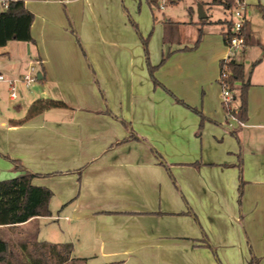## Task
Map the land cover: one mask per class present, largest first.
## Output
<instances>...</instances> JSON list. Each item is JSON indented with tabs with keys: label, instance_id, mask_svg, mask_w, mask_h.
<instances>
[{
	"label": "crops",
	"instance_id": "crops-1",
	"mask_svg": "<svg viewBox=\"0 0 264 264\" xmlns=\"http://www.w3.org/2000/svg\"><path fill=\"white\" fill-rule=\"evenodd\" d=\"M182 1L25 0L32 41L0 47V73L34 65L36 99L65 104L25 120L35 99L12 105L0 83V180L22 173L14 161L39 174L51 216L19 226L62 221L61 239L40 241L101 255L88 264H264V57L240 125L218 82L231 11L164 12ZM251 6L249 44L232 55L245 78L264 45V2Z\"/></svg>",
	"mask_w": 264,
	"mask_h": 264
},
{
	"label": "trees",
	"instance_id": "trees-1",
	"mask_svg": "<svg viewBox=\"0 0 264 264\" xmlns=\"http://www.w3.org/2000/svg\"><path fill=\"white\" fill-rule=\"evenodd\" d=\"M149 5H156V0H147ZM25 0H13L9 3L5 11L0 12V47L6 45L8 41H32L31 24L34 15L26 9ZM221 2L226 9H231L235 0H213V3ZM262 18L264 19V6H261ZM232 23H227V31L223 34L224 43L227 44L233 36L231 31ZM246 44L250 40V24L246 21L241 30ZM146 47V41L144 40ZM264 57V45L262 46V55L251 63L247 78L242 64H238L233 58H230L226 65L231 71L228 78V88L235 89L234 82L241 81L238 87L239 105L232 114L239 120L245 121L247 118V89L250 86L249 76L252 69ZM222 65V62L220 63ZM154 67L150 66L152 71ZM65 104L60 100L53 99H35L29 106L25 120L36 114L50 108L62 107ZM133 136V135H132ZM126 140V139H125ZM15 168L22 170V173L16 177L0 180V229L4 227H16L37 217L51 216L49 202L52 197V191L44 186L32 184V179L39 176L37 173L27 171L19 161H14ZM241 170V169H240ZM241 174V172H240ZM242 183V182H241ZM241 194V188H240ZM32 222V221H31ZM35 227V232L28 238L18 243L21 254V262L10 248L9 243L0 236V264H86L87 258L72 256L73 246L71 243H51L37 239L38 226L33 222L29 227ZM27 229V230H28ZM115 264V263H102ZM250 264H257L254 259Z\"/></svg>",
	"mask_w": 264,
	"mask_h": 264
},
{
	"label": "built area",
	"instance_id": "built-area-1",
	"mask_svg": "<svg viewBox=\"0 0 264 264\" xmlns=\"http://www.w3.org/2000/svg\"><path fill=\"white\" fill-rule=\"evenodd\" d=\"M13 0H0V12L5 11L8 8L9 3ZM160 7L164 5V0L160 1ZM231 11V31L233 36L230 38L229 42L226 44L228 49V57L222 61L219 74V85L221 87V100L222 105L228 113L232 116L231 101L233 99L232 91L228 88V78L232 74L228 69L226 62L232 58L234 52L238 49H242L247 44L245 42L244 36L241 34L242 26L247 21L246 8L242 0H235L234 6L230 9ZM35 82H37V70L34 65H31L29 70L22 75L17 77H7L3 73H0V83H6L8 87V94L10 99H16L22 95V87L30 88ZM233 118H236L235 116ZM240 125H243L241 121L238 120Z\"/></svg>",
	"mask_w": 264,
	"mask_h": 264
},
{
	"label": "rangeland",
	"instance_id": "rangeland-1",
	"mask_svg": "<svg viewBox=\"0 0 264 264\" xmlns=\"http://www.w3.org/2000/svg\"><path fill=\"white\" fill-rule=\"evenodd\" d=\"M161 0H159L160 2ZM260 1L264 2V0H245L244 3L247 5L246 10H247V15L249 18H256L255 12H254V7H252V4H257ZM158 2V3H159ZM161 4V3H160ZM155 12L157 13V9H155ZM161 12V11H160ZM159 16H161V13ZM166 14L169 16H172L173 18L183 20L186 19L188 15V0H183L179 5L174 6V7H169L164 10ZM40 82H35L30 88H24L22 87L23 91V98L18 97V99L14 102H10V104H15V103H20L21 106H25L27 102H29L30 99H36L39 94V89H40ZM6 180V179H5ZM62 225V221H57V220H42L38 222V231L41 230L39 240L44 239V238H52V239H61L63 235H61V231L59 230V226ZM28 229V228H27ZM25 229L24 226H16V227H4L0 229V236L4 238L10 245L11 250L15 255L17 256L18 260L21 262V254L20 250L18 248V243L22 241H27L30 240L28 236H30L32 233L35 232V227L30 228V229ZM57 234V235H56ZM75 257H87L92 261L93 263L95 262H100L98 260L102 259L100 254H93V253H87L86 250H81L79 249L75 252H73ZM88 264V263H86Z\"/></svg>",
	"mask_w": 264,
	"mask_h": 264
},
{
	"label": "water",
	"instance_id": "water-1",
	"mask_svg": "<svg viewBox=\"0 0 264 264\" xmlns=\"http://www.w3.org/2000/svg\"><path fill=\"white\" fill-rule=\"evenodd\" d=\"M37 76H38V79H40V78H41V75H40V74H38Z\"/></svg>",
	"mask_w": 264,
	"mask_h": 264
}]
</instances>
